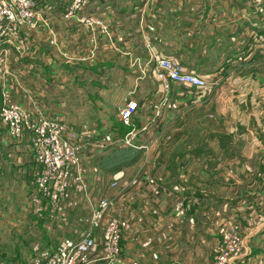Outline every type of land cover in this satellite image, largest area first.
I'll return each mask as SVG.
<instances>
[{
  "label": "crops",
  "instance_id": "1",
  "mask_svg": "<svg viewBox=\"0 0 264 264\" xmlns=\"http://www.w3.org/2000/svg\"><path fill=\"white\" fill-rule=\"evenodd\" d=\"M70 1L37 0L45 21L35 29L22 26L24 47L1 59L19 72L15 101L50 108L81 129L93 121L115 125L107 111L122 94L139 102L127 130L136 129L142 142L167 136L171 119L176 127L177 146L153 155L175 158L176 166L138 159L116 168L125 172L113 205L123 222V253L109 260L98 246L89 264H214L230 225L246 235L243 264H264V0H81V8L69 12ZM90 14L108 35L80 21ZM6 46L0 44L1 51ZM153 52L216 81L201 92L167 93L151 75ZM132 62L144 63L149 76ZM102 189L111 195L107 185ZM7 206L0 205L4 217ZM34 209L29 203L25 211L21 204L13 210L14 226L0 233V264H37L57 234L73 235V226L65 225L54 237L59 221ZM96 231L101 235L102 226Z\"/></svg>",
  "mask_w": 264,
  "mask_h": 264
},
{
  "label": "built area",
  "instance_id": "2",
  "mask_svg": "<svg viewBox=\"0 0 264 264\" xmlns=\"http://www.w3.org/2000/svg\"><path fill=\"white\" fill-rule=\"evenodd\" d=\"M34 5L35 0H0V42L9 44L10 49L24 47L20 29L24 25L36 27ZM79 6L81 0H76L69 12ZM85 22L89 26L102 24L94 17L86 18ZM10 49L1 53L6 55ZM153 58L154 70L167 93L173 84L195 92L211 85L207 76L185 68L178 60L161 57L156 52ZM3 73H12L14 78L19 75L17 70L8 68ZM11 89V84L3 83L0 115L12 138L20 142L26 138L29 143L34 166L25 172L31 175L33 184L30 202L36 208L33 212L40 215L49 211L59 221L50 228L54 237L57 229L73 226V235L57 234L56 244L42 253L37 264H89L91 253L98 246L106 259H119L123 253V223L114 214L113 205L125 172L119 169L111 173V180L107 182L111 195L106 196L102 189L106 185V170L100 161L117 148H132L140 151L141 156L143 152L147 155V143L138 139L136 129L122 134L115 125L105 121L78 129L60 113L27 109L11 98ZM138 108L139 102L129 99L119 110V122L131 126ZM73 211L76 213L71 218ZM100 226L101 235L96 231ZM227 229L217 248L215 264H241L243 257L238 255L243 246L242 234L238 226Z\"/></svg>",
  "mask_w": 264,
  "mask_h": 264
},
{
  "label": "rangeland",
  "instance_id": "3",
  "mask_svg": "<svg viewBox=\"0 0 264 264\" xmlns=\"http://www.w3.org/2000/svg\"><path fill=\"white\" fill-rule=\"evenodd\" d=\"M118 3H122V0H118ZM43 6H47V2L43 3ZM76 4V0H71L69 3V7H73ZM38 6H42L39 2L37 3V0H35V5H34V10L36 12L35 14V21L37 23L36 27L38 26V24H40V22L45 21L44 19L39 18L40 17V11L38 9ZM83 6V4H82ZM79 8H81V6H79ZM88 17H94L95 19L99 20L102 22V24H93V25H100L104 35H108L106 34L108 32L107 27L105 26V24H103V21L96 18L94 15L90 14L89 16L86 17H82L81 18V22H83L84 24H86L87 22H85V19ZM45 24V22H44ZM92 26V25H91ZM29 28H36V27H31L28 25ZM2 45H8L5 48L6 49H10V45L9 44H5V42H0ZM5 48H2V50H4ZM12 50V48L10 49V51ZM1 51V49H0ZM264 54V53H263ZM7 55H3L1 54L0 56V108L2 105V95H1V91H2V87H3V83L7 82L9 84H11L12 89H11V98L13 100L14 99V82L16 80V78L13 77V75H11L12 73H6V78L3 71L7 69V67L5 66V63L3 61H1V59H4ZM8 59H6L7 61ZM8 65L11 67V69H13V63H8ZM133 67L136 69H138L141 73V76L143 77H148L149 73L148 70L144 68V63H138L136 64L135 62H132ZM155 67V65H154ZM153 69H151V75L153 76L152 73L155 74L157 81L162 84V81L157 77V74ZM145 75V76H144ZM14 78V79H13ZM111 80H115L114 77L111 78ZM211 80V85H214V81L216 80ZM174 88H181L175 84L172 85V87L170 88L171 91L174 90ZM169 90V91H170ZM127 101H129L128 99L125 98V96L122 98V94L118 96L117 100L114 103H110L109 107H108V111L107 114L109 116H111V118H114L113 120L115 121V126L117 129H119V131L122 133L121 131V126L123 125L121 122H119V110H120V106L122 105V103H126ZM180 101V100H179ZM186 101H192L195 102V100H186ZM166 104H170L171 108L174 106L175 104V100H173L171 98V95L167 94L166 95ZM177 104H179V102H177ZM120 107V108H119ZM50 113H55V111H51L50 108H48L47 110ZM91 112H95V111H91ZM47 113V112H46ZM89 113V112H88ZM97 115V114H96ZM96 117V116H91V118ZM75 118V117H74ZM96 120V119H95ZM98 121H93L90 122L91 124H94ZM176 128V127H175ZM174 128V123L173 120L171 119L170 124H167L166 127L164 128L166 131V135H164V137L162 138L159 137V141H154L151 140V137L147 140V146H148V153H150L148 155L147 158H142L140 155H138L136 158H131L130 156L126 157L125 159H127L129 162L124 163L125 167L127 165L136 163V161H138V163L141 162V165L144 164L146 165L147 162H149L150 165H152L153 167H173L177 165V159L175 158H167V157H154L153 155L156 154V152L158 150H163V152L165 151L166 154L168 153V151H171L172 149H174V146H177V141L175 140V136L173 135V132L175 130ZM164 131V130H163ZM174 136V137H173ZM202 142V141H201ZM199 145V143H198ZM198 147V146H197ZM120 149V148H117ZM114 149L113 151H109L108 154L105 156V160L103 161L108 162L110 158H112L113 156H115L114 152L118 151L120 152V150ZM132 148H125L124 150L128 151V154L130 155V151ZM243 147L240 146V150H242ZM123 151V150H122ZM32 152L30 150L29 147V143L28 141H26V138L20 142L18 141V139H14L12 138L9 134H8V129L5 126V124L3 123V121L1 120V115H0V195H1V190L5 189L4 192L2 193V197H0V205H2L3 203H7L8 210L10 209L11 211H9L8 216L4 217L1 213H0V233L1 234H5L4 232L9 230V228H12L14 226V211L16 206H19L20 204L23 206V210L25 211L26 209H28V204L31 202V194L33 192V184L31 181V175L28 172H25L26 169H30L34 166V163L32 162ZM143 162V163H142ZM137 163V164H138ZM165 163V164H164ZM106 167V166H105ZM106 172V179H105V183L108 187L107 182L110 181L111 178V171L107 170V168L105 169ZM31 181V182H30ZM22 184V187H20ZM19 216L16 217V219ZM6 219V220H4ZM123 223V222H122ZM231 226V225H230ZM229 226V227H230ZM228 227V228H229ZM228 230V229H227ZM224 231L223 233V237L221 239V241L224 239L226 231ZM239 231L242 234V238H243V246L242 249L240 251V254L238 255L239 257H244L246 256L245 254V250H246V235L244 234V232L239 228ZM3 242L8 241V237H2L1 238ZM220 241V242H221ZM217 255V251L215 253V257ZM215 257H214V264H215ZM244 260V258L242 259ZM243 264V261L242 263Z\"/></svg>",
  "mask_w": 264,
  "mask_h": 264
},
{
  "label": "trees",
  "instance_id": "4",
  "mask_svg": "<svg viewBox=\"0 0 264 264\" xmlns=\"http://www.w3.org/2000/svg\"><path fill=\"white\" fill-rule=\"evenodd\" d=\"M127 129H128L127 126L122 125L121 126L122 134H125L128 131ZM130 153L131 154L129 155L128 151H126V150H123V151L115 153V156L110 158L108 162L104 163V164H106L105 165L106 168L109 171H113V170L115 171L116 168L125 165L124 163H126V162H129L127 159H125L126 157L130 156L133 159V158H136L139 155V152L137 150H135V149H131Z\"/></svg>",
  "mask_w": 264,
  "mask_h": 264
}]
</instances>
